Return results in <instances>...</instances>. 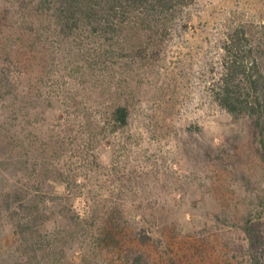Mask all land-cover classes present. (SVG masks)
<instances>
[{"label":"rangeland","instance_id":"obj_1","mask_svg":"<svg viewBox=\"0 0 264 264\" xmlns=\"http://www.w3.org/2000/svg\"><path fill=\"white\" fill-rule=\"evenodd\" d=\"M169 22L90 68L37 0H0V79L19 99L0 105V194L28 192L51 233L70 236L67 210L87 224L64 264H264L262 135L213 97L230 33L264 43V0H195ZM5 215L0 264H23Z\"/></svg>","mask_w":264,"mask_h":264},{"label":"trees","instance_id":"obj_2","mask_svg":"<svg viewBox=\"0 0 264 264\" xmlns=\"http://www.w3.org/2000/svg\"><path fill=\"white\" fill-rule=\"evenodd\" d=\"M194 1L37 0V3L41 11L48 12L54 19L59 35L74 41L75 51L82 57L80 62L83 60V65L91 68L97 60L102 64L104 53H115L116 45L122 50L131 46L133 39L129 36L133 38L138 29H170L172 23L169 21H173ZM91 36L95 37L100 51L85 59L89 55L85 53V47ZM260 43L263 42L242 27L230 33L224 46L220 76L213 84V97L229 114L248 115L256 119L262 135L264 158V65L259 57V54L262 55ZM87 71L89 75L85 74V78L93 75L90 73L92 70ZM8 85L9 89L5 90ZM13 91L11 83L0 79V105L10 97L15 102L19 100ZM120 101L121 98L115 101L109 115L116 129L126 127L130 117L129 107ZM2 117L3 114L0 119ZM0 204L1 212L6 214L12 243L23 264H64L66 252L73 251L75 247L83 248L84 243L79 246L78 239L82 234L87 236L90 233L87 224L70 210L66 212L70 236H62V232L51 233L47 229L49 219L44 211L20 187L9 186L2 190ZM74 228L80 231L77 233ZM89 245L98 248L97 242Z\"/></svg>","mask_w":264,"mask_h":264}]
</instances>
